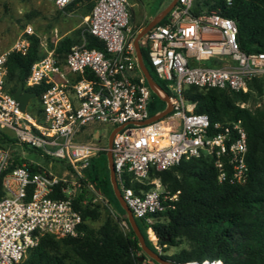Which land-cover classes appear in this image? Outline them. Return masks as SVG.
<instances>
[{"label":"built area","instance_id":"1","mask_svg":"<svg viewBox=\"0 0 264 264\" xmlns=\"http://www.w3.org/2000/svg\"><path fill=\"white\" fill-rule=\"evenodd\" d=\"M69 1L55 3L64 6ZM196 6V0H175L165 20L139 38L167 87L156 94L164 100L167 93L171 105L152 121L145 119L152 115L154 91L138 64L128 0H95L87 13L83 30L99 38L103 49L88 46L83 30L63 56L56 52L55 41L53 46L40 42L44 54L31 63L23 83L27 89L44 87L40 115L27 107L22 110L9 91L6 58L11 50L0 51V128L21 147L12 151L9 144L0 145V264L23 261L44 234L76 235L82 215L75 197L83 189L80 204L89 196L91 202L108 203L85 176L90 159L109 148L99 134L86 135L89 123L119 126L110 146L117 185L134 217L148 224L173 207L180 192L167 188L158 170L202 155L212 159L218 181L246 180L248 144L241 119L212 121L207 113L194 111L195 102L183 91L190 85L248 91L254 77L264 76V50L241 49L232 17L214 7L194 12ZM25 32L33 30L29 26ZM27 45L24 36L13 49L25 52ZM261 101L264 110V93ZM237 103L246 106L245 101ZM27 147L39 149L38 157H32ZM13 153L24 159L8 169ZM46 156L62 162L59 173L39 161ZM29 162L38 168L31 169ZM147 183L150 186L144 187ZM182 264L223 261L192 258Z\"/></svg>","mask_w":264,"mask_h":264},{"label":"trees","instance_id":"2","mask_svg":"<svg viewBox=\"0 0 264 264\" xmlns=\"http://www.w3.org/2000/svg\"><path fill=\"white\" fill-rule=\"evenodd\" d=\"M77 1L80 0H71L64 6L70 7ZM196 3L194 12L214 7L235 20L241 49L264 50V0H232L229 4L222 0H196ZM164 20L165 15L160 22ZM83 32L88 46L103 49V42L99 38L86 30ZM24 36L28 40L25 52L13 49L7 54L6 85L10 92L16 88L18 81L25 82L31 63L44 54L39 35L25 32ZM77 40L68 35L62 37L55 44L56 52L63 56L70 44ZM48 45L53 46L52 41ZM140 48L151 76L160 88L167 90L164 81L154 72L146 49L143 46ZM249 86L250 89L246 92L215 87L200 89L193 85L187 86L183 91L187 99L195 102L194 111L207 113L212 121L241 119L247 132L248 175L243 183L218 181L212 159L202 155L183 159L178 164L156 171L167 188L171 191L180 190L178 198L173 207H167L156 214L152 223L148 224L142 217L135 219L145 244L155 251L157 250L146 230L150 237L156 235L161 246L175 245L182 237L187 241V247H181L176 252L160 253L164 258L178 264L188 259L206 257L221 258L223 264H264V110L261 105L248 107L237 103L250 96H255L254 100L260 101L264 93V76L254 77ZM43 88L42 85L28 87L36 91L34 97H39ZM32 99L33 97L27 109L40 115V101L38 112H34L30 109ZM156 99L163 101L152 92L149 107L151 114L157 110ZM162 108L163 106L160 109ZM0 139L7 144L14 141L10 133L2 128ZM27 148L32 157H38L39 149ZM23 159L19 153H13L8 169ZM28 165L31 169L38 168L33 162ZM85 176L95 182L112 204L122 209L109 180L105 151H100L90 159ZM143 186L149 187L150 183ZM84 191L85 189L78 192L75 197V204L82 215L77 234L63 237L44 234L18 264H146L145 253L126 217L128 234L116 231L109 216L105 215L96 229V235H80L81 231L88 229V214L96 205V202H91L90 196L84 204L78 202ZM149 225L152 229H147ZM60 243L73 245L78 258L66 262L65 257L55 251Z\"/></svg>","mask_w":264,"mask_h":264},{"label":"rangeland","instance_id":"3","mask_svg":"<svg viewBox=\"0 0 264 264\" xmlns=\"http://www.w3.org/2000/svg\"><path fill=\"white\" fill-rule=\"evenodd\" d=\"M95 0H80L70 7L58 6L55 0H0V51L12 50L17 41L24 37L25 28L31 27L33 32L39 35L40 42L49 44L51 41L57 43L62 37L69 36L72 39H79L81 31L85 27V17L89 12ZM131 11V27L136 33L156 14H158L171 0H128ZM155 72V71H154ZM255 96H250L245 100V105L253 107L260 105L259 101L254 100ZM156 109L164 106V100L156 99ZM260 103L262 101L260 100ZM263 104V103H262ZM30 105V103H29ZM28 105V107H29ZM30 109L34 112L39 110V97H33ZM113 125L102 123H89L84 128L86 135L99 134L102 141H107ZM4 130V129H3ZM5 131V130H4ZM7 142L0 139V145ZM12 151L20 150V145L9 144ZM20 147V148H19ZM48 169L59 173L62 162L58 159L38 158ZM163 183V182H162ZM165 185V183H163ZM105 204L103 201H96L93 210L89 212L88 229L81 231V236H94L96 229L103 221L105 215L109 216L111 224L116 231L124 234L129 233V226L125 219L124 209L115 206L109 201ZM151 228V227H150ZM148 229V227H147ZM152 229V228H151ZM153 245L159 253L171 254L178 251L181 247H187V241L182 237L175 245L161 246L155 237L148 235ZM65 257V261L78 258L73 245L60 243L56 250ZM145 253V252H144ZM144 262L146 264H161L159 261L145 253Z\"/></svg>","mask_w":264,"mask_h":264},{"label":"water","instance_id":"4","mask_svg":"<svg viewBox=\"0 0 264 264\" xmlns=\"http://www.w3.org/2000/svg\"><path fill=\"white\" fill-rule=\"evenodd\" d=\"M175 0H171L158 14H156L154 17H152L135 35L134 40H133V44L136 50V55H137V60H138V64L140 66V68L142 69V71L144 72V75L146 77V80L149 84V86L151 87V89L158 94V89L160 88L158 83L155 81V79L151 76L148 68L146 67V65L144 64L143 58H142V52H141V48L139 45V38L155 23L159 22L161 20V18L167 13V11L170 9V7L174 4ZM12 95L14 97L17 98V100L19 101V105L20 108L22 110H25L27 107V103L29 101L30 98L34 97L36 95V91L34 90H30L27 89L23 86V82L22 81H18V84L16 86V88L11 91ZM163 99L166 101V106L164 109H162L160 112L158 113H154L152 115H150L148 118L145 119V121H152L155 120L161 116H163L164 114H166L170 108V101L168 98V94L165 93V95L163 96ZM119 126L114 127L107 138V143H108V150L106 151V157H107V166H108V170H109V180L112 186V190L113 193L115 195V197L117 198L119 204L121 205V207L124 209L125 213H126V218L130 224L131 229L134 231L135 235L137 236L139 243L143 249V251L145 253H147L148 255H150L151 257H153L154 259H156L157 261H159L161 264H178L173 260L164 258L163 256H161V254L158 251H155L151 248H149L145 242H144V238L143 235L136 223V219L134 217V215L132 214L131 209L128 207V205L126 204L125 200L123 199L121 192L118 188L117 185V181H116V175H115V171H114V167H113V160H112V153L110 150V146L112 143V137L114 132L116 131V129Z\"/></svg>","mask_w":264,"mask_h":264},{"label":"crops","instance_id":"5","mask_svg":"<svg viewBox=\"0 0 264 264\" xmlns=\"http://www.w3.org/2000/svg\"><path fill=\"white\" fill-rule=\"evenodd\" d=\"M30 101H31V98L29 99V101H28V103H27V106H28V104H29Z\"/></svg>","mask_w":264,"mask_h":264}]
</instances>
